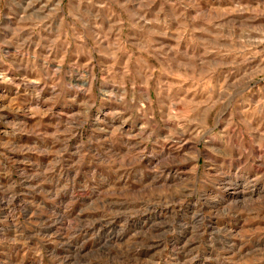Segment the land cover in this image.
<instances>
[{
	"label": "rangeland",
	"instance_id": "rangeland-1",
	"mask_svg": "<svg viewBox=\"0 0 264 264\" xmlns=\"http://www.w3.org/2000/svg\"><path fill=\"white\" fill-rule=\"evenodd\" d=\"M31 3L0 0V264H264V0Z\"/></svg>",
	"mask_w": 264,
	"mask_h": 264
},
{
	"label": "bare ground",
	"instance_id": "bare-ground-1",
	"mask_svg": "<svg viewBox=\"0 0 264 264\" xmlns=\"http://www.w3.org/2000/svg\"><path fill=\"white\" fill-rule=\"evenodd\" d=\"M23 1H24V3H26V7H25V9H28V10H29V9H32V8H33L34 4L31 3L32 0H28V1H27V0H23ZM36 2H37V1H36ZM38 3H39V2H38ZM36 5H37V4H36ZM41 6H42V5H41ZM43 6H44V5H43ZM25 9H24V10H25ZM38 11H39V10H38ZM28 12H29V11H28Z\"/></svg>",
	"mask_w": 264,
	"mask_h": 264
}]
</instances>
